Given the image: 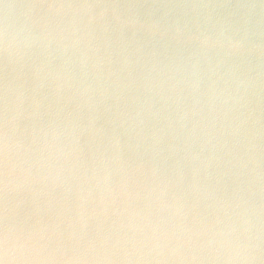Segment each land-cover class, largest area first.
Returning a JSON list of instances; mask_svg holds the SVG:
<instances>
[{"label":"clouds","instance_id":"9594fccd","mask_svg":"<svg viewBox=\"0 0 264 264\" xmlns=\"http://www.w3.org/2000/svg\"><path fill=\"white\" fill-rule=\"evenodd\" d=\"M0 264H264V0H0Z\"/></svg>","mask_w":264,"mask_h":264}]
</instances>
